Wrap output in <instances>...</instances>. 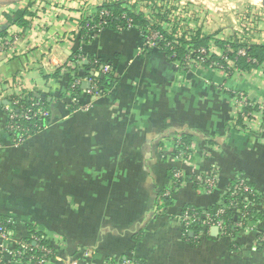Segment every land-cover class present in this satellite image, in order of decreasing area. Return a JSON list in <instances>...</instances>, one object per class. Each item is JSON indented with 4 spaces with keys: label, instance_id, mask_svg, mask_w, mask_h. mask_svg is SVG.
<instances>
[{
    "label": "crops",
    "instance_id": "1",
    "mask_svg": "<svg viewBox=\"0 0 264 264\" xmlns=\"http://www.w3.org/2000/svg\"><path fill=\"white\" fill-rule=\"evenodd\" d=\"M104 1H0V37L18 32L13 51L0 61V220L11 223L0 245L10 250L28 239L34 246L37 235L58 257L49 264L86 251L91 264H264V243L257 242L264 236V131H238L229 96L264 103V64L249 72L206 64L184 69L133 27L104 28L86 41L81 23ZM113 1L137 11L145 1L175 2L186 10L184 31L264 45V8L246 0ZM249 15L256 22L248 33ZM79 55L111 67L116 81L101 97H85L90 78ZM76 77L79 105L90 104L87 109L72 101L69 83ZM17 90L47 96L50 119L14 144L5 108ZM179 136L190 138V162L177 158ZM176 170L182 173L177 183ZM211 170L216 184L205 193L198 175ZM239 176L258 192L261 216L236 235L235 251L228 238L185 233L182 211L219 204ZM9 261L0 248V264Z\"/></svg>",
    "mask_w": 264,
    "mask_h": 264
},
{
    "label": "built area",
    "instance_id": "2",
    "mask_svg": "<svg viewBox=\"0 0 264 264\" xmlns=\"http://www.w3.org/2000/svg\"><path fill=\"white\" fill-rule=\"evenodd\" d=\"M141 2H139L140 4ZM143 7V11H140V8ZM138 12L144 14L145 18L147 19V27H146V37L145 42L151 47L159 48V44L163 43V45L169 49L170 51L175 50V46H177L180 37L183 35L189 36L190 31H184V23L187 19L186 10L180 4L175 2H165V3H155L154 5L146 6V1L143 6H140ZM137 10V8H136ZM100 16L102 18H106L110 16V12L103 10L100 11ZM156 16H162L163 18L159 19ZM93 22V20H91ZM256 22V15H249L243 21V27L248 30V33L251 31ZM104 21L99 23L93 24L91 28L95 31H99L104 29ZM155 25L160 27V30L155 29ZM128 27H132L130 24V20L128 21ZM166 32L171 35L173 40H167L166 35L163 33ZM18 38L17 31H11L7 33V36L0 37V61L2 58H7V55L13 51V47L15 42ZM230 41L225 42L224 49H215L212 45L208 47H198L196 49L185 47V50L188 53L185 56L183 68L189 69L190 67H195V65H205V62L210 59L212 55H216L219 59L223 61L225 66L221 64H216L213 62H209V66L215 68L219 71H229L231 69H235V64L233 62L228 63L226 53L231 52L230 50ZM10 56V55H9ZM175 54H173V57ZM237 56H245V49L240 48L237 51ZM85 57L79 55L78 61L85 62ZM95 75H105L112 73V69L107 64H102L98 67L97 71L94 72ZM81 84V80L79 78H74L72 84L69 88H76ZM89 87L84 90L85 97L88 98H98L101 97L102 94L99 92L98 87L93 82L92 79L88 80ZM29 92L17 90L13 94L12 97L15 99L12 102V105L9 104L5 108L6 110V117L7 123L6 128L9 132L14 130H18L19 127L15 125V119L19 116L24 120H33L36 118H43L45 120L50 119V111L48 109H42L40 107L39 100H33L31 102L30 107L21 114H16L14 111L13 106L17 105L19 100L23 99ZM232 99L234 105L236 106V113L235 118L241 114L247 123V128L251 131H264L263 127L261 126L262 120V111L264 103H252L245 98L242 94L239 93H232ZM78 96L74 95L72 101L75 103L76 109H87L90 104H81L79 105ZM257 107L256 111L254 112H245L244 109L246 108H255ZM233 118V121L235 120ZM235 123V122H234ZM259 128V129H258ZM239 129V128H238ZM258 129V130H257ZM24 133L19 134L17 138H14L12 142L14 144H18L23 139L30 137L28 131H23ZM181 136L176 137L175 139V152L177 154V158L184 163L190 162L194 155L192 153V145L186 144L181 141ZM181 146L180 150H177ZM174 182L177 183L182 178V173L179 170L174 171L172 174ZM198 185L202 188L203 192L209 193L211 192L216 184V172L211 170L210 172L202 175H198ZM245 181V182H244ZM246 179L240 180L239 183L234 187V190L237 192H241L242 202L245 203L246 206L254 207L257 209L258 203L253 204L248 199L249 195H259L258 192L253 188L250 187L246 183ZM166 192V196H167ZM244 205V206H245ZM231 209L233 211H237L239 213V221L235 223V226L241 230H246L248 216L245 212L241 211L238 208V204L233 201L228 204L227 207L220 206L214 216L210 215V213L205 209H199L196 207H186L182 213L180 214L179 220L180 225L185 233L192 232L196 237H202L203 235H208L210 230L213 227L218 229V235L224 236L226 234V222L222 218L226 209ZM7 230L2 226L0 223V239L2 244L7 241ZM34 246L30 245L29 243H20L14 249L6 250L4 245H0L4 251L8 253L10 256V261L6 264H49L53 260H58V257L55 254V251L44 244L40 243V238L35 235L32 239ZM258 243H264V236L258 237ZM34 252V253H33ZM57 257V258H56ZM91 252L86 251L81 254L80 257L69 259L66 264H91L90 263ZM2 264V263H1ZM116 264H130L127 261H123L121 263Z\"/></svg>",
    "mask_w": 264,
    "mask_h": 264
},
{
    "label": "trees",
    "instance_id": "3",
    "mask_svg": "<svg viewBox=\"0 0 264 264\" xmlns=\"http://www.w3.org/2000/svg\"><path fill=\"white\" fill-rule=\"evenodd\" d=\"M154 4H155V2H153V1H147L146 2V6H150V5H154ZM103 10L110 12V16H108L106 18H102L99 13H100V11H103ZM100 11L94 18H92L93 22H91L90 19L82 21L81 25H82V33L84 34L83 38H85L84 40L87 41L93 36V34L96 31L93 30V28H91L92 25L99 23L101 21L105 22L104 28H108V29H112L114 31H117V30L126 29L128 27V21L130 20V24L132 25V27L138 29L142 33L144 38L146 37V34H147L146 33V27H147V23H148L147 19L145 18L144 14L141 12H138L135 9V7L127 6L126 3L123 4L119 1L106 0L102 3ZM156 17L159 19L163 18L162 16H160V17L156 16ZM154 28L160 30V27L158 25H155ZM163 33L166 35L167 40H173V38L171 37L170 34H168L166 32H163ZM177 41H178V44H177V46H175V50L170 51L169 49H167L163 45V43L159 44L158 50L163 52L169 61H174V62L178 61V62H181V64L184 63L185 56L188 53V51L185 50V47H189V48H193V49H196L198 47H208L210 41H212L214 43V45H216V47H218L220 49L225 48L224 47L225 42L219 41V40H214L212 36H205L200 31L191 32L189 36L183 35L182 37L177 39ZM229 48H230L231 52L226 53L228 63L233 62L235 64V68L239 71L249 72L253 68L257 67L258 65L264 64V45L246 46V45H244V43L241 44L238 42H231ZM240 48L245 49V56H237V51ZM173 54H175L174 57H173ZM209 62H213V63L221 64V65L225 66L223 61L221 59H219L216 55H212L210 57V59L205 62L206 66L210 65ZM78 63L84 67L86 76L93 80V82L96 84L99 92L102 95H104V91L106 89H108L111 85H113L115 83L116 78L112 73L105 74V75L99 74L97 76L95 75L94 72L97 71V69L100 65L107 64L104 61L99 60V59H94V58H86L85 62L78 61ZM73 79L74 78L71 79V81L69 83V87L72 84ZM69 92H70V94H72V96L76 95L79 97V95L82 93V90H81L80 85H79L78 87H76L74 89L69 88ZM229 96H233V95L229 94ZM14 99L15 98L12 97L8 100L10 105H12V102ZM33 100H39L40 101V107L39 108L49 110V101H48L47 96H44V95L39 94V93H28L23 99L19 100L17 105L13 106L16 114L18 115V114H21L24 111H26L30 107L31 102H33ZM70 109H72V107H70ZM256 109H257V107L246 108V109H244V111L245 112H249V111L254 112V111H256ZM245 121H246V119L243 116H241V114H239L235 118L234 126L237 129L239 128L238 131L248 132L250 130L249 128L246 127L247 123H245ZM47 123H48V121L43 119V118H36L33 120L26 121L23 118L18 116L15 119V125L17 127H19V129L14 130L12 132H9L7 130V128H6V130L9 132L8 135L10 136V140L12 141L14 138H17L19 136V134L24 133L23 131H28L30 136L34 135L38 131H41L47 125ZM263 124H264V106H263V111H262L261 126ZM180 139L183 143H186V144H190V142H191L189 137L181 136ZM23 140H25V139H23ZM176 149L180 150L181 146H179ZM240 180H244V178L240 177V176L236 177L231 182V185L229 186L228 191L222 197L220 203L211 207V208L205 209V210H207L210 213V215L214 216L216 213V210L220 206L227 207L230 202L235 201L238 204V208L247 214V216H248V221L246 223L247 225L249 224V222H251V221L255 220L256 218H258L259 216H261V213H258V210L256 208L246 206L245 203L242 202V198H241L242 193L241 192H237L234 190V187L239 183ZM247 184L250 187H253L255 189V187L252 184H250L249 182ZM248 198H249L248 200L253 204H257L259 202V195H249ZM222 218L226 222L225 223L226 224V234L224 236H220V235H218V236H220L223 239H225V238L230 239L232 241L231 242V251H235L236 247H235L234 239L239 232L243 231V230H241L235 226V223L237 221H239V218L236 217L234 215V211L229 209V208L225 210ZM0 223L2 224V226L7 231L11 229V223L8 222V220H5V221L0 220ZM246 228H247V226H246ZM34 234H38V233L35 232ZM31 235H33V234H31ZM26 243H28V239H27ZM40 243L46 245V242L43 239L40 240ZM261 245H263V243ZM2 264H6V263H2Z\"/></svg>",
    "mask_w": 264,
    "mask_h": 264
},
{
    "label": "rangeland",
    "instance_id": "4",
    "mask_svg": "<svg viewBox=\"0 0 264 264\" xmlns=\"http://www.w3.org/2000/svg\"><path fill=\"white\" fill-rule=\"evenodd\" d=\"M0 1H2V0H0ZM262 1H263V0H246V3H247V6H248V7H249V5H250L249 3H251V6L254 5V6H252V7H255V8H256V7H263V6H262ZM251 6H250V7H251ZM263 8H264V7H263Z\"/></svg>",
    "mask_w": 264,
    "mask_h": 264
},
{
    "label": "water",
    "instance_id": "5",
    "mask_svg": "<svg viewBox=\"0 0 264 264\" xmlns=\"http://www.w3.org/2000/svg\"><path fill=\"white\" fill-rule=\"evenodd\" d=\"M262 6L264 7V0L262 1ZM89 85H86V89L88 88ZM210 233L213 237H216L218 235V229L216 227H213L210 230ZM192 234V233H191Z\"/></svg>",
    "mask_w": 264,
    "mask_h": 264
}]
</instances>
